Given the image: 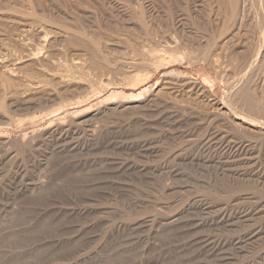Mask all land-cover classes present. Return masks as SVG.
<instances>
[{"label":"rangeland","instance_id":"1","mask_svg":"<svg viewBox=\"0 0 264 264\" xmlns=\"http://www.w3.org/2000/svg\"><path fill=\"white\" fill-rule=\"evenodd\" d=\"M245 3L0 0V264H264Z\"/></svg>","mask_w":264,"mask_h":264},{"label":"bare ground","instance_id":"2","mask_svg":"<svg viewBox=\"0 0 264 264\" xmlns=\"http://www.w3.org/2000/svg\"><path fill=\"white\" fill-rule=\"evenodd\" d=\"M241 1H243L241 4L239 3V0H219V2H220V4H221V6L224 8V12L226 11V13H229L230 14V16L231 17H233V18H236L237 16L236 15H238L239 13H241L242 11H243V8H244V6H246L245 4V0H241ZM249 1V0H248ZM218 2V1H217ZM219 4V3H218ZM248 4H250V3H248ZM264 4V3H263ZM6 6V5H5ZM220 6V7H221ZM249 6V5H248ZM247 6V7H248ZM221 7V8H222ZM1 9H2V7H0ZM7 8H8V6H7ZM7 8H6V10H7ZM251 7H249V9H250ZM0 9V10H1ZM4 9V8H3ZM2 9V10H3ZM245 9V8H244ZM1 10V11H2ZM10 10V9H9ZM252 10V9H251ZM4 12H5V9H4ZM247 13V12H246ZM1 14V13H0ZM228 14V15H229ZM241 14H243V13H241ZM8 15H10V14H8ZM240 15V14H239ZM224 16H225V14H224ZM241 16V15H240ZM243 16V15H242ZM247 16V15H246ZM2 17V16H1ZM259 17V16H258ZM41 18V17H40ZM229 18V17H228ZM241 18V17H240ZM239 18V20H242L243 18H245V16L242 18V19H240ZM254 18H255V16H254ZM227 19V18H226ZM237 19V18H236ZM246 19V18H245ZM244 20V19H243ZM235 22L236 20H232V22ZM258 22V21H257ZM262 22V21H261ZM231 23V22H230ZM239 23H240V21H239ZM239 23H237L238 24V26L237 27H240L241 26V24H239ZM240 25V26H239ZM232 26H233V23H232ZM39 28V27H38ZM235 28V27H234ZM263 29V28H262ZM261 29V30H262ZM45 30V29H44ZM32 33V32H31ZM263 33L264 32H262V35H263ZM65 34V33H64ZM21 35V34H20ZM43 36H44V34H43ZM264 36V35H263ZM17 37V36H16ZM23 37V36H22ZM15 39V38H14ZM19 40V39H18ZM20 41V40H19ZM54 41V40H53ZM64 41V40H63ZM81 42V41H80ZM71 43V42H70ZM73 43V42H72ZM77 44V43H76ZM18 45V44H17ZM79 45V44H78ZM83 45V44H82ZM62 46V45H61ZM24 47V46H23ZM83 47H85V46H83ZM31 52V51H30ZM53 52V51H52ZM35 53V52H34ZM57 54V53H56ZM31 55H33V54H31ZM35 55H37V54H35ZM97 55V54H96ZM149 55V54H148ZM52 56V55H51ZM28 58H30V57H28ZM32 60V59H31ZM30 60V61H31ZM47 61H48V59H46ZM147 60V59H146ZM96 61V60H95ZM137 61V60H136ZM44 62V61H43ZM144 62V61H143ZM70 63V62H69ZM81 63V62H80ZM40 64V63H39ZM93 64V63H92ZM140 64H142V63H140ZM140 64H138V65H140ZM73 65V64H72ZM91 65V64H90ZM26 66V65H25ZM40 66V65H39ZM43 66V65H42ZM99 66V65H98ZM143 66V65H142ZM141 66V67H142ZM32 67H34V66H32ZM79 67V66H78ZM90 67V66H89ZM92 67V66H91ZM100 67V66H99ZM107 67V66H106ZM132 68V67H131ZM75 69V68H74ZM78 69V68H77ZM71 70V69H70ZM73 70V69H72ZM113 70V69H112ZM45 72V71H44ZM99 72H101V71H99ZM108 72V71H107ZM111 73V72H110ZM34 75V74H33ZM80 75V74H79ZM151 76V75H150ZM34 77V76H33ZM53 77V76H52ZM40 78V77H39ZM62 78V77H61ZM36 80V79H35ZM0 81H1V79H0ZM5 81V80H4ZM43 81V80H42ZM5 83V82H4ZM38 84V83H37ZM1 87H3L4 88V86H1ZM9 87V86H8ZM7 88V87H6ZM38 89V88H37ZM34 90V89H33ZM5 94V93H4ZM3 95V94H2ZM250 105V104H249ZM251 105H252V103H251ZM253 109H254V107H253Z\"/></svg>","mask_w":264,"mask_h":264}]
</instances>
